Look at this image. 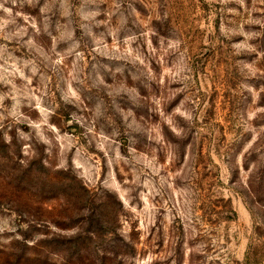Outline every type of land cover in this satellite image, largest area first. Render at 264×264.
Here are the masks:
<instances>
[{
    "label": "rangeland",
    "instance_id": "rangeland-1",
    "mask_svg": "<svg viewBox=\"0 0 264 264\" xmlns=\"http://www.w3.org/2000/svg\"><path fill=\"white\" fill-rule=\"evenodd\" d=\"M0 264H264V0H0Z\"/></svg>",
    "mask_w": 264,
    "mask_h": 264
}]
</instances>
